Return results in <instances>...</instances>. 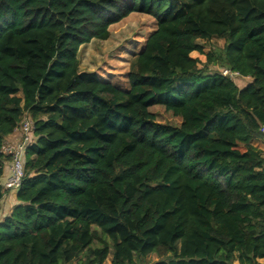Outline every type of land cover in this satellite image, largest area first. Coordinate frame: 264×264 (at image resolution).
I'll list each match as a JSON object with an SVG mask.
<instances>
[{"label": "trees", "instance_id": "trees-1", "mask_svg": "<svg viewBox=\"0 0 264 264\" xmlns=\"http://www.w3.org/2000/svg\"><path fill=\"white\" fill-rule=\"evenodd\" d=\"M133 14L156 28L129 89L80 71L81 48ZM26 117L0 264H264V0H0V202Z\"/></svg>", "mask_w": 264, "mask_h": 264}, {"label": "rangeland", "instance_id": "rangeland-1", "mask_svg": "<svg viewBox=\"0 0 264 264\" xmlns=\"http://www.w3.org/2000/svg\"><path fill=\"white\" fill-rule=\"evenodd\" d=\"M156 28L155 21L145 15L133 14L110 28L111 36L108 40H94L90 44L81 48L79 53L80 71L96 72L101 79H104L121 89H129L128 74L131 71V63L134 56L141 50L146 39ZM203 48V54L195 52L192 57L199 61V68L205 67L207 56L215 50H222L225 47V40L214 38L209 41H199ZM220 74L231 77L233 82L244 88L252 80L250 78H240L227 69L216 66L210 67ZM150 112L156 115L161 123L179 126L181 120L160 107H153ZM264 140H257V143ZM7 143V142H6ZM254 143V142H253ZM264 143L257 148L264 151ZM2 222V220H1ZM0 222V225L2 224ZM158 255H151L149 262L159 260ZM110 264V261H108ZM264 263V261H261Z\"/></svg>", "mask_w": 264, "mask_h": 264}, {"label": "built area", "instance_id": "built-area-1", "mask_svg": "<svg viewBox=\"0 0 264 264\" xmlns=\"http://www.w3.org/2000/svg\"><path fill=\"white\" fill-rule=\"evenodd\" d=\"M35 126L29 118H24L14 133L19 134L20 138L16 142H7L2 153L11 156L10 175L2 183L4 190L16 192L20 189L25 177L26 153L28 147L33 143Z\"/></svg>", "mask_w": 264, "mask_h": 264}, {"label": "crops", "instance_id": "crops-1", "mask_svg": "<svg viewBox=\"0 0 264 264\" xmlns=\"http://www.w3.org/2000/svg\"><path fill=\"white\" fill-rule=\"evenodd\" d=\"M20 138L19 134L17 133H13L11 136H9L7 138V142H16L18 141ZM264 140V139H263ZM257 141H254L253 145L257 148L260 144L263 143H257V145H255ZM264 146V145H263ZM10 175V163H7L5 165V171H4V175L2 177L1 182H4L8 176ZM18 203L16 202V193L15 192H10L9 194H7L4 199L0 202V222L2 220L1 223H3V220L10 216L13 208L17 205ZM264 261V260H263Z\"/></svg>", "mask_w": 264, "mask_h": 264}]
</instances>
